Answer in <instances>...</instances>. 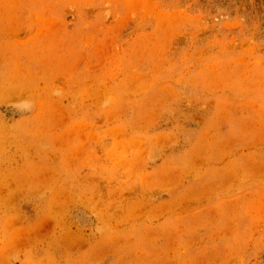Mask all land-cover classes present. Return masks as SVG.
Returning a JSON list of instances; mask_svg holds the SVG:
<instances>
[{"label": "rangeland", "instance_id": "obj_1", "mask_svg": "<svg viewBox=\"0 0 264 264\" xmlns=\"http://www.w3.org/2000/svg\"><path fill=\"white\" fill-rule=\"evenodd\" d=\"M0 264H264V0H0Z\"/></svg>", "mask_w": 264, "mask_h": 264}]
</instances>
